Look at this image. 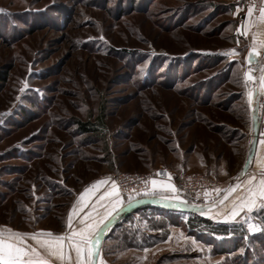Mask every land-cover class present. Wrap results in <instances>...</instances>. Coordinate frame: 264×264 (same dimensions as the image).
<instances>
[{
	"label": "rangeland",
	"instance_id": "obj_1",
	"mask_svg": "<svg viewBox=\"0 0 264 264\" xmlns=\"http://www.w3.org/2000/svg\"><path fill=\"white\" fill-rule=\"evenodd\" d=\"M252 7L0 0V226L55 233L95 180L154 173L184 201L121 222L146 241L142 231L161 229L158 253L138 264H264V201L235 217L223 207L233 195L225 184L248 168L263 133V71L249 74L240 31ZM101 115L104 131L79 132L77 121ZM189 174L218 181L219 191L181 194ZM200 218L236 225L238 237L215 235Z\"/></svg>",
	"mask_w": 264,
	"mask_h": 264
},
{
	"label": "crops",
	"instance_id": "obj_2",
	"mask_svg": "<svg viewBox=\"0 0 264 264\" xmlns=\"http://www.w3.org/2000/svg\"><path fill=\"white\" fill-rule=\"evenodd\" d=\"M262 10H264V0H253L251 15L248 16L245 19L244 23L240 26L241 33L245 35L248 43L250 44L248 47V51L246 52L245 58L246 60H251V61L253 60L254 64L249 65L248 71L249 74L251 75L253 74L254 76L262 71L264 76V62H263L264 61V15H262ZM262 91H264V85L262 86ZM255 106L258 107L257 104ZM258 108L256 113H258ZM262 129H263L262 130L263 133L259 134L258 136L254 135L255 139L253 140V144H252L251 159L247 164L248 168L240 172V177L238 180H235L234 182V178L231 177L229 178V180L230 179L231 180L225 184V187L227 185H228L227 187H230V186H235L237 184H239L240 187L239 189L237 188L236 191L233 192V195L225 201L226 204L223 207H225L226 205H230L226 207L231 208L232 206H234V204L238 205L239 195H241L242 192L244 193V189L248 187V181L253 177L256 178V174H259L261 176V173L264 172V119H263ZM256 169L258 173L255 172ZM106 178L108 179V183L103 185L99 189V191L95 193V195H92L88 199L87 206L83 207L82 209H80L78 206V215L73 214L72 228L75 230H79V228L83 226L80 224V220L86 214L91 213V219H95L96 221H99L100 219L103 218L106 211L110 210L112 207H115V211H113L111 216H109L108 219L105 220L104 224L101 225L103 231L100 233L101 243L98 246L99 255L98 257H96V264H138L135 261V258L143 257L145 253L147 254L148 257H150L148 259L152 260L151 257L154 256V253H158L156 251L161 245V243H164V240L146 247H141L140 244L139 246H131V245L128 246L127 245L128 243H126L123 240V236H122L123 233L125 232L128 234V233H132L131 231L133 232L136 231L134 232L136 234L138 230H131L124 227L122 228L115 227V225L121 218L129 214L134 209L137 208L165 209V208H169L170 206L176 207L177 202L179 201L181 202L184 200L178 198L177 196H173L175 192H173L167 186L168 185L174 186V183L168 179L163 181L160 179V177L159 178L157 177L156 180L158 183L154 188V191L152 190L154 192L153 194H148L146 196H140L134 198H126L121 194V192L119 191L116 185L115 180L112 177L107 176L100 178L98 180L106 179ZM98 180H95L94 182ZM113 182L115 183L116 189L118 190V194H114L113 196H105V199L103 201H100L99 197L102 194H104L105 192L112 191ZM93 183H91L89 186H91ZM253 184H256L255 180H253ZM84 190L76 198L75 204L79 199L80 195L84 192ZM256 200H258L259 203L261 201H264V199L262 198H256ZM255 205L256 202L254 205H252V207ZM72 208L68 216L72 213ZM134 214H138L137 217L142 215L141 212ZM68 216L65 222L63 223V228L60 231H57L55 233L53 232L54 235H63L69 231L67 225ZM91 219L89 220V222H91ZM8 229L19 233H28V234L38 233L32 231L29 232L17 231L14 227L10 225H3V227L0 226V231H5V234H7L6 230ZM40 232H45V231H39V233ZM142 232H147L149 233V235L152 234V236L153 235L158 236L161 233V229L147 228L145 231ZM25 240L28 245H31L33 248L37 249V251L41 254L42 258L48 259L49 264H65V262H61L56 257L49 256L47 251L41 248L36 240L31 239V235L25 237ZM107 240H110L111 245L109 246L107 245ZM129 243L131 244V242ZM70 255L73 257V260L68 261L67 264H75V251L74 250L71 251ZM155 256L158 257V255L156 254Z\"/></svg>",
	"mask_w": 264,
	"mask_h": 264
},
{
	"label": "snow or ice",
	"instance_id": "obj_3",
	"mask_svg": "<svg viewBox=\"0 0 264 264\" xmlns=\"http://www.w3.org/2000/svg\"><path fill=\"white\" fill-rule=\"evenodd\" d=\"M251 14V12L249 13ZM264 15V10H262ZM235 50H232L234 53ZM239 179V177H237ZM253 177L248 181L247 198L242 200L239 205L233 206L232 216L238 215L239 210L244 207L251 208L255 204L256 198L264 199V172L261 173V178L257 184H253ZM108 183V179H101L94 182L91 186L86 188L80 195L76 204L73 205L72 213L68 216L67 225L69 231L63 235H54L51 232H41L35 234L14 232L10 229L0 231V264H49L48 259L42 258L37 249L26 243L25 237L31 235V239L36 240L41 248L45 249L49 256L56 257L61 262L67 264L68 261H72L73 257L70 255L71 251H75V264H96V257L99 255V245L101 243L100 233L103 231L101 225L105 220L111 216L115 211V207L106 211L103 218L99 221L91 219V213L86 214L80 220V224L83 225L79 230L72 228L73 214L78 215V206L80 209L87 206L88 199L95 195L99 189ZM157 180L153 179L151 184L153 188L157 185ZM173 192L176 191L173 185H168ZM240 185L231 186L225 191L230 195L236 191ZM219 191V189H217ZM118 194L115 183L112 184V191L105 192L99 197L100 201L105 199V196H113ZM228 197L225 196L224 199ZM178 199V198H177ZM223 203V201H221ZM91 219V222L89 220ZM67 241V244H66Z\"/></svg>",
	"mask_w": 264,
	"mask_h": 264
},
{
	"label": "built area",
	"instance_id": "obj_4",
	"mask_svg": "<svg viewBox=\"0 0 264 264\" xmlns=\"http://www.w3.org/2000/svg\"><path fill=\"white\" fill-rule=\"evenodd\" d=\"M247 5H252L253 0H242ZM156 177L154 173H119L114 174L113 179L121 192L126 198L146 196L153 190L151 181ZM219 182L212 180L204 175L189 174L182 178L178 186L181 194L200 195L208 192L217 191Z\"/></svg>",
	"mask_w": 264,
	"mask_h": 264
},
{
	"label": "trees",
	"instance_id": "obj_5",
	"mask_svg": "<svg viewBox=\"0 0 264 264\" xmlns=\"http://www.w3.org/2000/svg\"><path fill=\"white\" fill-rule=\"evenodd\" d=\"M77 125H78V129H79V132H82L84 134H88V133H99V131H104L105 130V127H106V124H105V116L104 115H101L99 116V118L97 119L96 123L94 124H85L81 121H77L76 122ZM142 208H137V209H134L132 210L129 214H127L126 216H124L123 218H121L119 220V223L115 225V227H123L121 222L122 221H127V219L130 218V216L134 213H138L141 210ZM146 209V208H145ZM199 223H202L204 224L205 226H207L208 228H210V231L215 234V235H220V236H234L235 238L238 237V232H239V227L236 226V225H229V224H216V223H213L212 221L208 220V219H203V218H200L198 220ZM121 223V224H120ZM140 231H138L136 234L133 233L132 236H129L127 233H123V240L128 243L127 245L128 246H140L141 247H146V246H149V245H153V244H156L158 242H161L160 241V238H156L155 236H151V238H153L152 241H146L144 238H143V234L139 233ZM120 235V234H119ZM162 240V239H161ZM131 242V244L129 243ZM228 250L227 249H223L222 250V253L225 254L227 253Z\"/></svg>",
	"mask_w": 264,
	"mask_h": 264
}]
</instances>
